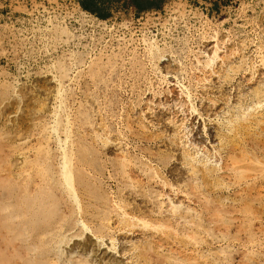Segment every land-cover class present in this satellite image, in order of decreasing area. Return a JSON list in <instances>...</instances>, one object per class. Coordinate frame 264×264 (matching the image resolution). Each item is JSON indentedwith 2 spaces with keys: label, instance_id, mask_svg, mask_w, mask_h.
Returning <instances> with one entry per match:
<instances>
[{
  "label": "rangeland",
  "instance_id": "374dc122",
  "mask_svg": "<svg viewBox=\"0 0 264 264\" xmlns=\"http://www.w3.org/2000/svg\"><path fill=\"white\" fill-rule=\"evenodd\" d=\"M243 154L264 162V0H0V264H264Z\"/></svg>",
  "mask_w": 264,
  "mask_h": 264
},
{
  "label": "crops",
  "instance_id": "0c3cea01",
  "mask_svg": "<svg viewBox=\"0 0 264 264\" xmlns=\"http://www.w3.org/2000/svg\"><path fill=\"white\" fill-rule=\"evenodd\" d=\"M82 7L103 18L110 15H137L146 11L163 9L173 0H78Z\"/></svg>",
  "mask_w": 264,
  "mask_h": 264
},
{
  "label": "bare ground",
  "instance_id": "6f19581e",
  "mask_svg": "<svg viewBox=\"0 0 264 264\" xmlns=\"http://www.w3.org/2000/svg\"><path fill=\"white\" fill-rule=\"evenodd\" d=\"M72 34V33H71ZM211 48V47H210ZM151 56V55H150ZM224 63V62H223ZM225 66V65H224ZM215 69V68H214ZM215 72V71H214ZM216 73H217V71H216ZM220 73V72H219ZM218 74V73H217ZM221 75V74H220ZM219 75V76H220ZM218 76V77H219ZM173 77H175V76H173ZM180 78V77H179ZM199 78H201V77H199ZM205 79V78H204ZM180 80V79H179ZM56 82H57V80H56ZM57 84V83H56ZM174 85V84H173ZM181 86V85H180ZM182 90V89H181ZM178 91H179V89H178ZM60 92V91H59ZM172 92V91H171ZM188 92V91H187ZM174 93V92H173ZM193 93V92H192ZM62 94V93H61ZM205 96V95H204ZM209 99V98H208ZM214 100V99H213ZM238 101V100H237ZM215 102V101H214ZM213 102V103H214ZM189 103V102H188ZM186 104V103H185ZM173 105V104H172ZM181 105V104H180ZM189 105V104H188ZM235 105V104H234ZM237 105V104H236ZM165 106V105H164ZM164 108V107H163ZM169 108V107H168ZM173 108V107H172ZM224 108V107H223ZM228 108V107H227ZM231 108H233V107H231ZM241 108H242V106H241ZM178 109H179V107H178ZM194 109V108H193ZM235 109V108H234ZM155 110V109H154ZM168 110V109H167ZM228 112H229V110H228ZM173 113H175V112H173ZM186 114V113H185ZM182 115V114H181ZM205 115L207 116H210L211 115V113H210V111L209 112H205ZM205 116V117H206ZM215 116V115H214ZM218 116V115H217ZM242 116V115H241ZM184 117V116H183ZM201 117V116H200ZM209 118H211V117H209ZM234 118V117H233ZM170 119V118H169ZM207 119V118H206ZM227 119V118H226ZM161 119H157V118H155L154 120H153V122H159ZM170 122H172V123H174V119H170L169 120ZM208 121V120H207ZM212 121H213V119H212ZM216 121V120H215ZM230 121V120H229ZM163 122V121H162ZM169 122V123H170ZM210 122H211V120H210ZM221 122V121H220ZM165 123V122H164ZM232 123V122H231ZM166 124V123H165ZM175 124V123H174ZM228 124H230V123H228ZM234 124V123H233ZM154 125V124H153ZM183 125V124H182ZM223 125H225V124H223ZM169 126V125H168ZM210 126V125H209ZM104 127V126H103ZM176 127V126H175ZM229 127H230V125H229ZM203 130V129H202ZM212 130V128L211 127H207V131H211ZM214 130V129H213ZM198 131V130H197ZM229 131V130H228ZM231 131V130H230ZM66 132H68V131H66ZM66 153V152H65ZM64 153V154H65ZM66 155V154H65ZM244 155V154H243ZM241 156V155H238L239 157H234V155H233V157L232 158H230L229 159V167L232 169V170H234V171H239L241 174H242V176H243V179H245V181L247 182V181H251V180H254V179H257L258 178V180L259 179H261V180H263L264 179V162L263 161H261V160H259V159H257V158H255V157H253V156ZM249 155V154H248ZM66 157H69V156H66ZM66 157H63V159L64 158H66ZM20 158L21 159H24V156H20ZM229 158V157H228ZM71 159V158H70ZM227 160V159H226ZM22 161V160H21ZM63 161V160H62ZM68 162V159H64V161H63V163L64 164H62V165H64L65 166V168H66V165L67 164H69V163H67ZM228 167V168H229ZM68 168V171H69V167H67ZM230 169V170H231ZM67 170V169H66ZM68 171H66V173L65 174H67V176L69 177L70 175H69V173H68ZM240 174V175H241ZM69 179H71V177L69 178ZM72 182V181H71ZM252 182V181H251ZM263 183H264V181H263ZM70 184V183H69ZM71 185H72V183H71ZM70 185V186H71ZM256 193V192H255ZM258 194L260 195V193L258 192ZM161 197V196H160ZM75 198H76V196H75ZM240 210V209H239ZM241 211V210H240ZM244 211V210H243ZM76 222V221H75ZM62 227V226H61ZM74 227V226H73ZM70 228L71 227H69V229L68 230H70ZM61 229H63V228H61ZM72 231V230H71ZM61 233V232H60Z\"/></svg>",
  "mask_w": 264,
  "mask_h": 264
},
{
  "label": "built area",
  "instance_id": "2783aa9c",
  "mask_svg": "<svg viewBox=\"0 0 264 264\" xmlns=\"http://www.w3.org/2000/svg\"><path fill=\"white\" fill-rule=\"evenodd\" d=\"M18 0H15V2H17ZM71 1V0H70ZM73 1H75L76 3H77V6L79 7V8H81L82 6H81V4H80V2L78 1V0H73Z\"/></svg>",
  "mask_w": 264,
  "mask_h": 264
}]
</instances>
